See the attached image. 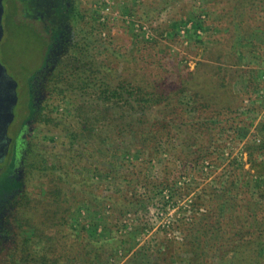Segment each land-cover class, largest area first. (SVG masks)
<instances>
[{"label": "rangeland", "instance_id": "374dc122", "mask_svg": "<svg viewBox=\"0 0 264 264\" xmlns=\"http://www.w3.org/2000/svg\"><path fill=\"white\" fill-rule=\"evenodd\" d=\"M78 2L80 12L84 16L80 26L94 32L104 44L95 52L96 58L115 69L117 76L122 80L128 81L134 87L158 89L160 93L177 97L188 118L196 114L191 108L192 86L201 96L205 94L204 91H209L212 107L207 110L205 105H202L201 109L217 111L223 115L220 119L224 120L231 116L236 117L240 128L237 131L216 129L210 147L212 154L206 160L192 162L182 154H178L177 158L176 155L172 157L164 152L163 155L153 157L151 161H145L142 169H135L137 176L140 175L141 178L135 188H118L101 180L104 175L103 166L96 172V180L91 179L94 167L98 165L96 159L87 161V158L83 157L79 161H67L68 158L63 157L61 141L71 139V129L83 136L85 125L84 119L76 117L73 105V110L67 115L66 110L71 107L66 99H54V116L63 124L54 129L37 123L31 134L33 138L29 139L26 159L18 169L23 171V180L27 179V190L35 195H43L52 179L50 172L43 170V167H46L44 161L59 162L65 170L70 171L61 186L67 195V203L64 206L74 213V227L86 223L88 225L94 218H97L99 223L102 221L101 216L97 215L98 209L101 208L98 206V197L104 198L121 190L127 197L144 198L146 209L127 216L115 211L113 218L110 217L107 223L114 237L120 240L121 235L126 233V226L129 229H139L144 234L138 249L143 248L155 258L160 252L171 249L174 256L164 264H187L191 259L189 248L179 250L177 247L186 242L190 225L204 212L203 207L196 205L198 197H208L203 193L206 188L216 190L219 186L217 176L222 174L224 181V167L230 161L244 163L246 170L250 168L245 144L255 137L258 143H261L260 139L263 140V150L258 157L264 160V131L263 135L259 136L256 131V127L264 122V12L243 11L241 6L238 8L235 0ZM4 5L5 35L1 43V61L11 77L26 85L33 73L44 63L49 35L43 23L29 16L30 13L21 2L4 0ZM253 19L256 20L248 26ZM240 21L243 22L240 28L244 31V39L246 38L247 42L251 39L256 45L252 55H246L244 60L230 54L234 40L238 37L234 32V24L238 25ZM136 24L147 27L151 39H146ZM243 45L240 49L247 51L248 48ZM56 62L52 64L55 65ZM219 66L240 78L225 81V85V82L212 77ZM198 68L199 74L194 78V72ZM189 81L192 90L182 92ZM92 96L94 97L93 94ZM81 99L72 95L76 107L84 104ZM26 103L25 100L24 105ZM88 111L95 132L109 129L114 147L129 148L131 152L138 149L134 146L133 133L129 132L127 121L118 116L108 120V115L97 106H92ZM183 131L191 135L186 124ZM170 160L172 162H169ZM26 161L39 162L40 165V169L28 175V178ZM69 162L71 163L68 164ZM220 163L222 165H219ZM18 190L19 188L13 196L1 199L0 207L9 203ZM95 196L98 203L93 202ZM102 210L107 212L106 215L114 213L112 208L103 206ZM71 231L73 230L66 226L60 229L61 234L70 241L73 239ZM117 240L108 242L106 248L118 247ZM120 263L123 264L124 261Z\"/></svg>", "mask_w": 264, "mask_h": 264}, {"label": "trees", "instance_id": "16d2710c", "mask_svg": "<svg viewBox=\"0 0 264 264\" xmlns=\"http://www.w3.org/2000/svg\"><path fill=\"white\" fill-rule=\"evenodd\" d=\"M235 1L243 11L264 12V0ZM83 19L78 0H72L69 19L65 23L68 29L61 28L66 37L58 63L45 71L41 87L43 106L38 115L33 111L32 116L37 117V123L56 129L62 121L54 116V99H66L70 103L67 115H70L73 105L76 117L84 119L85 132L82 136L70 128L71 139L61 141L60 146L67 161H79L83 157L87 161H98L92 180H96V172L103 166L101 180L118 188H135L141 179L135 169H142L145 161H151L164 152L177 158L178 154H182L192 162L206 160L212 154L210 147L216 129L237 131L240 128L236 117L224 120L220 119L223 116L221 113L207 111L212 107L209 91H204L201 96L192 86L191 108L199 114L188 118L177 97L160 93L158 89L134 87L122 80L115 69L96 58L95 52L104 44L94 32L80 26ZM254 20H246L250 21L248 26ZM242 24L241 21L238 25L234 24L238 37L230 52L240 60L252 55L256 47L251 39L248 42L244 39V31L240 28ZM52 43V40L49 41L48 47ZM242 45L248 48L247 51L240 49ZM215 71L212 77L222 82L240 78L220 66ZM198 74L199 68L193 77ZM35 75L36 71L29 78L31 83ZM190 81L182 92L192 90ZM72 95L82 98L84 104L76 107ZM86 105L88 109L92 106L103 109L108 120L118 116L127 121L129 132L133 133L134 146L138 149L131 152L129 148L114 147L109 129L96 133ZM202 105L207 110L201 109ZM185 124L191 135L184 133ZM256 131L257 136L263 135L264 122L256 127ZM260 142L255 137L245 144L249 156L247 163L250 164L248 170L244 163L230 161L224 167V181L222 174L218 175L216 190L206 188L203 193L208 197H198L196 205L203 207L204 212L190 225L186 242L177 247L179 250L189 248L191 259L187 264H216V260L218 264H264V160L258 157L263 150V140L260 139ZM44 165L43 170L50 172L52 179L43 195L30 193L26 179L18 185L17 195L0 207V264H121L122 261L123 264H164L174 256L171 249L155 255L157 258L143 248L138 249L144 234L139 229L126 226V233L121 235L120 240L114 237L107 221L113 218L115 211L127 216L147 208L144 198L127 197L121 190L116 192L118 194L98 197L100 203L96 201L97 196L93 198V202L101 207L97 212L101 216L100 223L94 218L88 225L74 227V213L64 206L67 195L61 186L70 171L56 161H44ZM26 169L28 178L40 169L39 162L26 161ZM103 206L112 208L114 213L106 215ZM64 226L73 230L70 233L72 241L61 234L60 229ZM116 240L118 247L106 248L108 242Z\"/></svg>", "mask_w": 264, "mask_h": 264}, {"label": "flooded vegetation", "instance_id": "af4514ba", "mask_svg": "<svg viewBox=\"0 0 264 264\" xmlns=\"http://www.w3.org/2000/svg\"><path fill=\"white\" fill-rule=\"evenodd\" d=\"M2 15L3 36L4 25ZM25 5L29 16L43 23L52 40L51 47H47L43 65L36 70V75L31 83L21 84L8 74V71L1 61L3 67L0 73V201L7 196H13L18 185L23 181L21 166L26 159V152L30 142L34 126L37 124V113L41 111L44 95L41 92L42 80L45 78L51 64L58 60L61 48L66 37L61 28L68 29L66 20L69 19V8L72 0H19ZM27 103L24 105V101ZM35 115L32 116V112ZM31 136V137H30ZM11 183V184H10ZM12 187V188H10Z\"/></svg>", "mask_w": 264, "mask_h": 264}, {"label": "water", "instance_id": "95a60500", "mask_svg": "<svg viewBox=\"0 0 264 264\" xmlns=\"http://www.w3.org/2000/svg\"><path fill=\"white\" fill-rule=\"evenodd\" d=\"M3 12H4L3 1L0 0V41H1L2 36H3V27L1 24ZM0 68L3 70V67L1 64H0ZM1 69H0V73L2 72Z\"/></svg>", "mask_w": 264, "mask_h": 264}, {"label": "built area", "instance_id": "2783aa9c", "mask_svg": "<svg viewBox=\"0 0 264 264\" xmlns=\"http://www.w3.org/2000/svg\"><path fill=\"white\" fill-rule=\"evenodd\" d=\"M107 10H109V8H107ZM136 27L138 28V30H140L143 33V35L145 36L146 39H151L150 38L151 33H150V31L148 30L147 27H145L143 25L140 26L138 24H136Z\"/></svg>", "mask_w": 264, "mask_h": 264}]
</instances>
